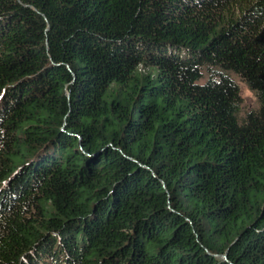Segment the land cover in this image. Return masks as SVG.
Listing matches in <instances>:
<instances>
[{
    "label": "trees",
    "instance_id": "trees-1",
    "mask_svg": "<svg viewBox=\"0 0 264 264\" xmlns=\"http://www.w3.org/2000/svg\"><path fill=\"white\" fill-rule=\"evenodd\" d=\"M0 264H264V0H0Z\"/></svg>",
    "mask_w": 264,
    "mask_h": 264
},
{
    "label": "rangeland",
    "instance_id": "rangeland-1",
    "mask_svg": "<svg viewBox=\"0 0 264 264\" xmlns=\"http://www.w3.org/2000/svg\"><path fill=\"white\" fill-rule=\"evenodd\" d=\"M240 87L243 97L242 113L248 109L257 108L258 100L256 95L243 82H240Z\"/></svg>",
    "mask_w": 264,
    "mask_h": 264
}]
</instances>
